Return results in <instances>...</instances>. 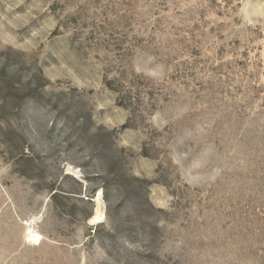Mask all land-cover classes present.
<instances>
[{"label":"rangeland","instance_id":"1","mask_svg":"<svg viewBox=\"0 0 264 264\" xmlns=\"http://www.w3.org/2000/svg\"><path fill=\"white\" fill-rule=\"evenodd\" d=\"M0 264H264V0H0Z\"/></svg>","mask_w":264,"mask_h":264},{"label":"bare ground","instance_id":"2","mask_svg":"<svg viewBox=\"0 0 264 264\" xmlns=\"http://www.w3.org/2000/svg\"><path fill=\"white\" fill-rule=\"evenodd\" d=\"M73 171L71 170V173H72ZM69 173V172H68ZM73 173H76V172H73ZM80 177V176H79ZM95 206H96V221L98 222L99 220H101L102 218H103V216H104V214H103V206H102V201H101V198L100 197H97L96 199H95ZM29 239H30V241H32V242H36V241H38L39 240V235L38 234H36V233H30L29 234Z\"/></svg>","mask_w":264,"mask_h":264}]
</instances>
